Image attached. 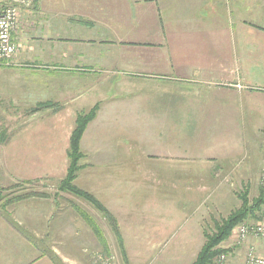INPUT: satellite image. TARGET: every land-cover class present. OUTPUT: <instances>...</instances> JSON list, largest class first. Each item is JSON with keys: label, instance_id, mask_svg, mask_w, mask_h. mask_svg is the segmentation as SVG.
<instances>
[{"label": "crops", "instance_id": "0c3cea01", "mask_svg": "<svg viewBox=\"0 0 264 264\" xmlns=\"http://www.w3.org/2000/svg\"><path fill=\"white\" fill-rule=\"evenodd\" d=\"M11 40L0 264H93L101 247L58 184L76 116L95 105L74 184L114 216L129 264L169 237H203L201 205L234 161L240 183L260 182L264 0H32ZM187 125L194 138L209 125L206 141L185 145Z\"/></svg>", "mask_w": 264, "mask_h": 264}, {"label": "rangeland", "instance_id": "374dc122", "mask_svg": "<svg viewBox=\"0 0 264 264\" xmlns=\"http://www.w3.org/2000/svg\"><path fill=\"white\" fill-rule=\"evenodd\" d=\"M202 126L206 127L207 131L199 130L200 134H198L197 138H194V136L191 133L197 131L198 129L195 130V126L193 127L192 125H187L186 129L184 130L185 133H188L186 137L187 139L185 138V141H183V143H185V145H190V144L193 145L194 143L198 145L203 144L204 141H206L205 137L208 136L207 132L210 130V128L209 125H202ZM243 158L241 159L243 160ZM241 159L234 161L229 171L227 172L223 171L219 174L222 183L228 184L230 183V181H232L231 184L222 188L221 187L216 188V191L213 194L214 195L213 198H211L210 201L206 202L205 205H201V211L202 212L205 211L207 213L202 221L201 227L205 228L208 231L213 230L214 221H219L222 217H225L231 210H233L234 208L240 205V201L236 195V193L240 189L248 185V192L250 198H253L258 194L260 175L259 176L257 175L256 177L255 172H252L251 173L252 175H250V178L248 179L247 182L245 181H242V183L239 182L238 167L242 163ZM9 190H10V192H8L9 194L14 195V192H16L15 188ZM3 191L2 194L4 196L7 195ZM69 195L72 197L71 201L73 203L80 205L83 209H85L94 218V220L98 223L101 230L103 231V234L106 237L107 244L109 245L111 251L110 255L107 257L109 260V264H124L120 256V253L117 249L116 239L113 236V233L110 227L108 226L107 222L102 218L101 214L95 209H93V207L87 202L75 197L72 194ZM78 217L80 216L78 215ZM99 218L101 220H99ZM253 222L255 221H250L249 224ZM179 235H181V231ZM235 237H236V232L233 234V236H230L226 241H224L221 244L222 247L229 249V251L226 253V264H243L244 256L246 254L247 247L249 245H254L257 254L264 256V241L249 236L247 237L246 241L238 244L236 243ZM169 238L163 242L164 245L160 248V251L145 252V253L136 252L135 255H137V258H139L140 264H190V262H192V260L195 258L196 252L200 246L199 243L196 242L198 241L200 242V240H203L202 236L198 237L197 235H194L192 237L175 236L170 238L172 241ZM198 238L199 240H197ZM87 254L89 256V259L92 260L93 264H102L100 262V257H99L101 254L100 251H92V253L88 252ZM56 259H59L58 256L56 257ZM59 260L61 264H65L61 259ZM67 263L71 264L72 262L71 263L67 262Z\"/></svg>", "mask_w": 264, "mask_h": 264}, {"label": "trees", "instance_id": "16d2710c", "mask_svg": "<svg viewBox=\"0 0 264 264\" xmlns=\"http://www.w3.org/2000/svg\"><path fill=\"white\" fill-rule=\"evenodd\" d=\"M96 110L97 106L95 105L88 112H82L76 116L74 127L70 134L69 147L66 153L68 162L67 171L58 184V190L72 194L75 197L87 202L93 207V209L101 214L116 239L117 249L124 264H128L127 254L123 246V239L120 235L114 216L92 194L78 188L74 184L76 174L82 167L80 164L81 158L83 157V153L80 148L81 137L88 123L94 118ZM2 191L3 189L0 188V200L4 197ZM236 195L240 201V205L238 207L231 210L219 221H214L213 230L208 231L202 227L204 241L190 264H214V260L217 255L221 253L226 254L229 251V249L222 247L221 244L232 235V232L237 225L241 223H249L250 221H257L264 215V173L260 179L258 194L256 196L253 198L249 197L248 185L240 189ZM23 196L25 195H14L12 200L19 199ZM71 206L83 219V221L87 223L97 239L101 247L100 256L107 258L111 251L109 245L107 244L106 237L104 236L98 223L80 205L72 202Z\"/></svg>", "mask_w": 264, "mask_h": 264}, {"label": "built area", "instance_id": "2783aa9c", "mask_svg": "<svg viewBox=\"0 0 264 264\" xmlns=\"http://www.w3.org/2000/svg\"><path fill=\"white\" fill-rule=\"evenodd\" d=\"M32 0H0V61L11 64L16 51V45L11 40V32L18 23L19 9L28 6ZM236 232V243L246 241L252 236L264 241V215L253 223H241L235 227L232 235ZM100 257L102 264H109L108 258ZM214 264H226V254L216 256ZM243 264H264V256L258 255L254 245L247 247Z\"/></svg>", "mask_w": 264, "mask_h": 264}]
</instances>
